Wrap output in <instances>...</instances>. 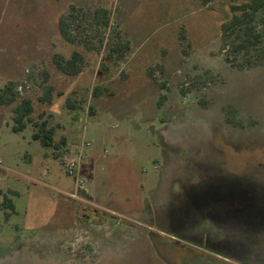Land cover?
I'll use <instances>...</instances> for the list:
<instances>
[{"label": "rangeland", "instance_id": "rangeland-1", "mask_svg": "<svg viewBox=\"0 0 264 264\" xmlns=\"http://www.w3.org/2000/svg\"><path fill=\"white\" fill-rule=\"evenodd\" d=\"M72 5L87 13L74 44L58 26ZM230 16L229 0H0V88L24 83L61 147L14 131L0 106V264H264L263 229L199 214L231 180L264 207V60H226ZM74 50L84 69L69 76L53 58ZM47 87L53 100L40 102ZM86 142L80 192L64 159Z\"/></svg>", "mask_w": 264, "mask_h": 264}, {"label": "trees", "instance_id": "trees-1", "mask_svg": "<svg viewBox=\"0 0 264 264\" xmlns=\"http://www.w3.org/2000/svg\"><path fill=\"white\" fill-rule=\"evenodd\" d=\"M202 5L207 6L212 0H198ZM231 16L222 23L223 47L227 48L226 60L228 62L239 60L244 54H249L257 50L264 60V0H229ZM76 7L72 5V11L62 14L59 18V32L65 41L74 44L79 38L74 28L73 19L82 18L87 15L84 9L74 12ZM110 12L107 9L99 8L94 12L95 24L108 26L110 24ZM129 49L128 43H117L113 49L117 54L123 55ZM56 67L69 76H76L84 69V58L80 51L74 50L69 58L60 53L54 55ZM150 74L153 77V73ZM48 73H45L44 83L48 81ZM22 86L13 80L7 81L0 88V106H11L12 128L14 131H23L28 126L33 129L32 137L39 140L45 147H56L55 126L52 125L45 111L36 114L34 101L28 94L22 93ZM99 89L96 90V95ZM163 101L166 95L161 96ZM40 102L51 103L53 92L51 87H47L43 94L39 96ZM67 104L72 108L76 106L75 100L68 98ZM65 145V141L62 140ZM84 194V193H83Z\"/></svg>", "mask_w": 264, "mask_h": 264}, {"label": "flooded vegetation", "instance_id": "flooded-vegetation-1", "mask_svg": "<svg viewBox=\"0 0 264 264\" xmlns=\"http://www.w3.org/2000/svg\"><path fill=\"white\" fill-rule=\"evenodd\" d=\"M178 178L182 182L191 179V177L185 175ZM230 179H232V177ZM184 182L182 184L184 190L189 192V187H191L190 185L192 184H188L187 181ZM228 184L229 186L221 187L220 190L214 188L212 193L209 195L207 194L208 198L204 200L208 201L209 204L206 205L203 201L201 202L199 206L200 216L208 219L213 227L225 228L236 224H244L245 226L251 227L252 230H264V207L262 209L256 208L252 200L249 201L247 198L248 193L245 191L240 192L236 189L232 180L229 181ZM195 240L203 242V239H200V237H196ZM246 253L249 254V252H244L242 254L235 253L233 255L234 257H245ZM247 256L250 257V255Z\"/></svg>", "mask_w": 264, "mask_h": 264}, {"label": "built area", "instance_id": "built-area-1", "mask_svg": "<svg viewBox=\"0 0 264 264\" xmlns=\"http://www.w3.org/2000/svg\"><path fill=\"white\" fill-rule=\"evenodd\" d=\"M90 142H86L82 145H76L69 150V155L64 159V166L68 175L74 177L76 182V188L80 189V192H85L84 179L80 175V162L84 156L86 146H90ZM71 197L78 198L79 192L75 191L70 194Z\"/></svg>", "mask_w": 264, "mask_h": 264}]
</instances>
